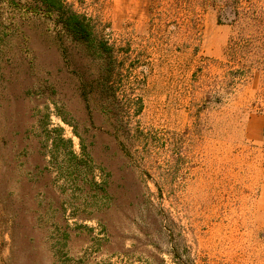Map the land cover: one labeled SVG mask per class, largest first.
<instances>
[{
  "label": "rangeland",
  "instance_id": "374dc122",
  "mask_svg": "<svg viewBox=\"0 0 264 264\" xmlns=\"http://www.w3.org/2000/svg\"><path fill=\"white\" fill-rule=\"evenodd\" d=\"M67 1L117 97L98 54L0 0V264H264V74L212 92L264 0Z\"/></svg>",
  "mask_w": 264,
  "mask_h": 264
},
{
  "label": "trees",
  "instance_id": "16d2710c",
  "mask_svg": "<svg viewBox=\"0 0 264 264\" xmlns=\"http://www.w3.org/2000/svg\"><path fill=\"white\" fill-rule=\"evenodd\" d=\"M10 5L18 7L21 2L31 6L34 13L37 12L47 17H52L61 26L66 36L77 45L81 46L88 54H98L101 58L99 69L100 92H110L113 100L117 97L115 79L121 76L122 67L118 65L115 49L109 42L101 37L97 31V25L93 19L84 13L74 9L73 4L67 0H6ZM25 6V5H24ZM237 13H241L236 9ZM243 15V13H241ZM255 25H263L264 18L258 14L253 18ZM244 25L235 37H231L226 50L227 61L221 63L225 68L222 83L213 88L212 92L222 94L229 92L235 85L240 84L252 71L256 69L264 74V25L257 27L253 32L246 33ZM233 65V66H232ZM134 115V114H133ZM130 111L122 117V123L128 127ZM127 119V122L125 121ZM61 130V129H60ZM62 136V135H61ZM62 139V137H61ZM63 140V139H62ZM69 145L71 141L67 140ZM73 154V151L70 150ZM129 154V153H128ZM162 200V193H159ZM170 256V262L156 258L159 264H185L174 250L166 253ZM187 262L193 264L188 257Z\"/></svg>",
  "mask_w": 264,
  "mask_h": 264
}]
</instances>
